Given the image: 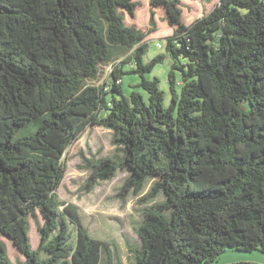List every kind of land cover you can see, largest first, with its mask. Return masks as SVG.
Returning a JSON list of instances; mask_svg holds the SVG:
<instances>
[{
  "label": "trees",
  "instance_id": "trees-1",
  "mask_svg": "<svg viewBox=\"0 0 264 264\" xmlns=\"http://www.w3.org/2000/svg\"><path fill=\"white\" fill-rule=\"evenodd\" d=\"M139 5L0 0V236L24 256L13 262L0 239V264H123L116 244L92 237L77 207L57 196L66 154L92 124L114 132L124 157L81 152L86 190L122 169L119 195L150 204L141 249L128 245L131 264H212L228 248L264 253V0H219L191 23L181 0H149L147 29L125 19ZM157 10L173 28L169 106L159 79L145 76L165 54L143 61ZM111 45L129 51L113 60ZM110 63L109 83L90 82ZM126 73L141 76L135 88L147 98L125 94ZM33 120L34 133L16 136Z\"/></svg>",
  "mask_w": 264,
  "mask_h": 264
},
{
  "label": "rangeland",
  "instance_id": "rangeland-1",
  "mask_svg": "<svg viewBox=\"0 0 264 264\" xmlns=\"http://www.w3.org/2000/svg\"><path fill=\"white\" fill-rule=\"evenodd\" d=\"M140 5L136 8V17L131 18L125 15L128 24H136L141 29L149 27V0H138ZM184 9V21L191 23L194 19L201 17L205 12L210 11L219 0H181ZM157 31L150 34L147 38L148 49L143 55L144 63H149L155 56L165 54L162 63L156 64L151 71L145 73L148 79L158 78L159 86L164 92L165 105L169 106L172 100L170 84L168 80L171 70L172 59L166 51L165 39L171 35V28L163 21L164 12L156 11ZM161 44L162 48L158 47ZM113 60L121 58L129 51L127 47L110 46ZM134 64L125 65L124 71H129ZM114 68L113 63L102 65L100 67L99 78L90 81L96 84L109 83L111 73ZM179 77V74H177ZM122 84L125 94H130L132 90H137L148 97L147 92L141 87L135 88L141 82L139 74H123ZM113 93L107 94V99L111 100ZM39 120H33L26 127L20 128L16 136L21 137L34 133ZM114 132L104 129L98 125H89L83 136L70 146L66 154L67 172L57 190L58 199L67 204H73L77 207L82 222L88 229L92 237L108 240L116 244L120 254V260L123 264H131L135 256L130 252L128 245L132 244L141 249V240L137 234L143 220V209L150 204H139L138 197L132 193L126 197L119 195L128 172L122 169L117 171L116 177L100 181L92 190H86L84 187L86 179L89 176V170L82 162L81 152L87 157L95 159L106 156H118L120 162L124 155L119 145L113 144ZM150 184L145 189H149ZM144 192V193H145ZM164 200V195L159 194L156 201ZM63 208V206H62ZM42 221L41 215L38 217ZM72 231V241L76 237V228L70 223ZM30 237L33 249H36L39 243V234L35 221L30 217ZM7 246L9 257L13 262L23 260L24 256L17 250L15 245L5 236H0ZM117 264V261H113ZM212 264H264V253L260 250L242 251L228 248Z\"/></svg>",
  "mask_w": 264,
  "mask_h": 264
}]
</instances>
